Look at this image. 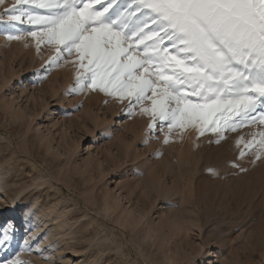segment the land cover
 Listing matches in <instances>:
<instances>
[{
  "label": "rangeland",
  "instance_id": "1",
  "mask_svg": "<svg viewBox=\"0 0 264 264\" xmlns=\"http://www.w3.org/2000/svg\"><path fill=\"white\" fill-rule=\"evenodd\" d=\"M11 6H0V208L22 221L0 216L15 230L0 264H264V156L254 165L255 150L237 159L264 132L261 110L219 144L208 142L217 139L213 133L198 137L188 126L157 129L145 145L152 114L141 108L151 109L159 93L131 108L130 98L98 88L64 95L80 72L90 73L75 49L64 53L67 61L50 63L60 46L27 18L16 33L4 16ZM231 163L248 171L233 175L239 170Z\"/></svg>",
  "mask_w": 264,
  "mask_h": 264
},
{
  "label": "snow or ice",
  "instance_id": "2",
  "mask_svg": "<svg viewBox=\"0 0 264 264\" xmlns=\"http://www.w3.org/2000/svg\"><path fill=\"white\" fill-rule=\"evenodd\" d=\"M6 2L0 0V6ZM80 4L77 7L76 0H12L11 8L4 10L6 23L16 33V23L25 18L30 24L44 25L46 42L60 46L50 63L67 61L75 49L80 68L90 75L78 69L80 74L64 95L98 88L105 95L130 98L131 108L146 93L154 97L159 93L151 109L141 108L142 113L152 114L145 145L157 129L183 132L188 126L196 129L198 137L213 133L217 139L208 142L219 144L225 132L254 123L251 114L258 109L264 125V0H80ZM27 5L46 9L48 14L33 15ZM25 34L33 39L37 35ZM5 38L20 39V35L6 32ZM81 107L78 103L74 111ZM257 135L259 139L244 145L248 151L241 150L238 160L253 150V165L264 156V132ZM163 143H169V136ZM159 156L157 150L154 158ZM229 166L239 170L233 175L248 171L237 163ZM206 171L216 175L215 169ZM151 184L158 190V178ZM12 230L11 225L0 230V244L10 240Z\"/></svg>",
  "mask_w": 264,
  "mask_h": 264
},
{
  "label": "bare ground",
  "instance_id": "3",
  "mask_svg": "<svg viewBox=\"0 0 264 264\" xmlns=\"http://www.w3.org/2000/svg\"><path fill=\"white\" fill-rule=\"evenodd\" d=\"M189 183V182H188ZM188 185V184H187ZM191 185H193V184H191ZM183 188H185L184 187V185H183ZM192 190V189H191ZM182 192H183V190H181ZM193 195V194H192ZM197 205V204H196ZM6 207V206H5ZM197 207V206H196ZM11 208V207H10ZM13 209V208H12ZM10 210V209H9ZM8 209H6V208H0V216L1 215H5V216H8L12 221H15V222H21L22 221V219L21 218H19V217H17L16 215H13V213L11 214L10 213V211H9ZM198 211V210H197ZM12 212V211H11ZM9 224H7L6 223V221H0V230L1 229H3L4 227H6V226H8ZM12 231L11 232H13V231H15L14 230V228L12 227ZM17 231V230H16ZM0 234H2V233H0ZM10 238H11V235H10ZM11 247H13L12 246V244L10 243V240H8V241H6V242H4L3 244H0V249L1 250H3V252L6 250V251H8V249H10ZM5 251V252H6Z\"/></svg>",
  "mask_w": 264,
  "mask_h": 264
}]
</instances>
